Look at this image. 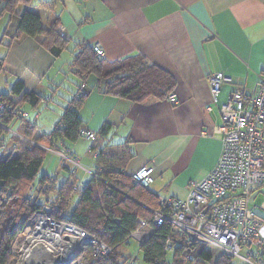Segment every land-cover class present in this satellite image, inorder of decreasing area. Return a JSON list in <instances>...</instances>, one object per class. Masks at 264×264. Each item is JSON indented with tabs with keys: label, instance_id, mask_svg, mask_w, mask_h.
I'll use <instances>...</instances> for the list:
<instances>
[{
	"label": "crops",
	"instance_id": "obj_1",
	"mask_svg": "<svg viewBox=\"0 0 264 264\" xmlns=\"http://www.w3.org/2000/svg\"><path fill=\"white\" fill-rule=\"evenodd\" d=\"M55 1L53 13H40L43 26L59 18L61 35L70 42V50L56 59L37 39L23 37L6 54L1 41L8 42L3 35L9 20L3 18L0 48L6 54L5 76L22 81L25 92L39 93L40 80L55 69L52 83L59 89L68 79L60 61L65 54L73 57L78 43L100 45L108 62L141 55L149 65L171 75L176 105L168 97L139 104L91 91L79 116L84 129L96 136L104 125L111 126L106 137L96 143L90 140L94 170L99 150L126 143L133 153L125 168L128 175L152 166L154 182L148 187L153 193L164 199H186L191 184L203 180L218 162L222 137L214 130L222 124V105L237 88L244 87L248 97L259 90L264 72V0ZM71 61L74 96L81 83L71 72ZM215 74L227 79L217 102L209 87ZM86 83L91 87L94 79ZM78 143L64 141L61 145L79 158L74 152ZM250 207L262 223L264 244V187L252 192ZM259 251L264 264V249Z\"/></svg>",
	"mask_w": 264,
	"mask_h": 264
},
{
	"label": "trees",
	"instance_id": "obj_2",
	"mask_svg": "<svg viewBox=\"0 0 264 264\" xmlns=\"http://www.w3.org/2000/svg\"><path fill=\"white\" fill-rule=\"evenodd\" d=\"M55 5V0H0V20L8 18L9 29L11 25L14 29L13 34L9 29L5 31L6 44L1 41L6 54L12 44L23 37L37 39L56 59L69 51L70 42L61 35L59 18L55 17L47 27L43 26L40 13H53ZM94 46L78 43L72 50L70 69L81 84L50 133L39 131L32 120H21L12 112L0 116V264H12V242L45 205L52 206L53 219L80 227L115 248L108 257H94L89 248L85 264H125L130 259L123 250L131 244V233L138 230L151 234L145 244H138L144 264H233L234 258L227 255L219 254L215 261L209 247H188L168 241L177 237L174 229L169 223L156 225L151 211L169 213V209L159 204L160 198L149 187L136 183L125 172L127 163L133 158L128 144L99 150L95 160L97 178L91 177L87 185L83 184L84 188L75 192L74 186L79 182L73 175L59 188L57 179L47 175L39 177L46 151L9 132L15 130L43 146L60 148L64 141L76 143L81 138L84 124L79 112L91 91L139 104L148 99L164 100L173 93V77L159 67L149 65L143 56L108 62L95 52ZM6 54L0 57V77L5 72ZM91 78L94 83L89 87L86 82ZM44 100L46 98L37 92H25V85L20 80L10 89L9 95L0 94V102L6 104L8 112L22 106L36 109ZM110 131L111 126L104 125L94 143ZM8 142L13 145L7 147L8 157L4 158L3 145ZM91 151L95 152L96 147ZM53 194L55 197H50ZM70 194L73 195L71 201Z\"/></svg>",
	"mask_w": 264,
	"mask_h": 264
},
{
	"label": "built area",
	"instance_id": "obj_3",
	"mask_svg": "<svg viewBox=\"0 0 264 264\" xmlns=\"http://www.w3.org/2000/svg\"><path fill=\"white\" fill-rule=\"evenodd\" d=\"M94 50L100 57H104L100 45H95ZM225 83L227 79L223 74L210 77L209 87L214 102H217ZM167 100L171 104L178 102L174 94L169 95ZM5 107L6 104L0 102V111ZM220 110L222 124L214 131L222 137V150L215 167L203 180L191 184L189 196L185 200H170L167 203L169 213L162 210L151 212L156 225L169 223L174 229L177 237L169 238V242L188 247L206 246L236 258L242 264H262L261 254L256 252L257 249H264L262 223L250 207V196L254 190L264 187V72L256 96L248 97L244 87L237 88ZM80 135L91 141L96 139L95 133L85 129L80 131ZM20 138L32 142L23 136ZM33 145L75 164L91 177L97 178L95 171L73 161L66 147L54 150L34 142ZM153 175L154 168L146 166L133 174L132 178L136 183L148 187L154 182ZM166 202L161 199L160 204L165 206ZM50 214L51 209L44 208L41 214L35 215L27 236L35 229L50 231L48 229L51 228L61 242L76 239L79 242L77 247L71 255H66L63 254L64 250L49 248L42 241L32 250L35 258L23 264H35L41 259L49 260L44 264H70L71 260L85 264L87 247L92 248L94 257H104L114 251L115 248L102 244L75 226L53 219ZM40 221L42 223L38 226ZM139 222L145 226L143 221ZM150 236L149 232L138 230L131 233L130 238L139 244ZM136 258L130 260L132 264Z\"/></svg>",
	"mask_w": 264,
	"mask_h": 264
},
{
	"label": "rangeland",
	"instance_id": "obj_4",
	"mask_svg": "<svg viewBox=\"0 0 264 264\" xmlns=\"http://www.w3.org/2000/svg\"><path fill=\"white\" fill-rule=\"evenodd\" d=\"M33 10L36 12H39L36 9H33ZM11 31L13 34L14 29L11 28ZM3 51H4V48H0V57L3 56V54H4ZM71 60H72L71 55L65 54L60 61V64L62 65V68H63L62 70L65 73V76L68 75V79H67V81H65L64 85L62 87H60L59 89L56 86H54L52 83L53 77H54L55 73L57 72L55 69H51L49 71L48 75L40 80V84H41L40 88L41 89L38 92L41 93V95H43L46 98V100L41 102V104L36 109H32L29 106H24V107L22 106V108L18 107L16 109H14V111L12 110V111L8 112L7 108H3L0 111V116L12 112L15 115L16 114L19 115L21 120L30 119V120L34 121L36 126H37V129L39 131L44 132V133H50L54 129V127L58 124V122L60 121L61 116L64 112V108L67 107L68 102L72 99L73 94L75 92V85L73 84V83H75V82H73L74 77L71 76V73L69 72V65H68ZM5 75L6 74H3L0 77V94L2 93L3 95H9L10 89L14 86L17 79H9ZM172 105H176V104H172ZM9 132L12 133V135L14 137L21 140V138H20L21 135L19 133H17L15 130L13 132H11V131H9ZM30 141H32V140H30ZM33 142L34 141L29 142V143L31 145H33ZM77 142H79V143L76 145L77 148L74 150V152L76 153V155L80 159L77 158L72 153H70L69 157L73 161H75L76 163L80 164V166H82V167L84 166L87 169H89L90 171L94 172L95 171L93 168L94 167L93 166L94 158H93L92 154L90 153V148H89L91 141L88 139L80 138ZM34 143H36V142H34ZM36 144L43 146L39 143H36ZM5 145L6 146L3 145V147H4L3 148V157L4 158L8 157L7 153H6L7 147H9L10 145H13V144L8 142ZM37 147H39V146H37ZM44 147H46V146H44ZM39 148H41V147H39ZM60 148H64V147H62V145H60ZM53 149L56 150V147H53ZM0 150H1V148H0ZM63 166H65L70 171L62 168ZM84 173H86L88 175L87 172L78 168L75 164H72L70 162H66L63 159L60 160L59 158L54 156V154L47 153L46 160L44 162L43 167L41 168V171L39 173V177H41L43 175H47V176H50V177L57 179V188H59L60 186H62L63 183L70 180L71 175H73L79 182L78 185L74 186V191L76 192V190L78 188H81V187L84 188L83 184L87 185L91 181L90 180L91 178L89 177V175L84 176ZM190 188H191V186H190ZM190 188H189V191H190ZM55 195L56 194H53L50 197H55ZM188 196H189V193H188ZM72 198H73V195L70 194L69 200L71 201ZM161 199L167 201L165 203L166 207L168 206L167 203L170 202V200H177V199H173V198H169V199L160 198L159 204L161 203ZM44 208H50L51 209L50 215L52 216V206L51 205H45L43 207V210H44ZM43 210H42V212H43ZM42 212H40L38 214H41ZM32 219L27 223L24 232L19 234L10 246L11 256L13 258L12 264H20V261L23 262L21 260V253L17 254L16 251H14V247L16 248L18 246V244L20 243V241L23 240L25 237H27V234L31 228ZM66 224L72 225L69 223H66ZM72 226H75V225H72ZM75 227H77V226H75ZM77 228L81 229L80 227H77ZM81 230H83V229H81ZM83 231H85V230H83ZM86 233H88V232H86ZM88 234L90 236H92L93 238L97 239L96 237H94L90 233H88ZM97 240H99V239H97ZM148 240L149 239L141 241L140 243L145 244ZM100 242L107 246L106 243H104L102 241H100ZM89 247H91V246H89ZM109 247H111V246H109ZM88 249L89 248L87 247V250ZM122 250H123V248H122ZM123 251H124V253L127 254V256L130 260L134 259L135 257L138 258L137 262L135 260V262L133 264H144L142 261V254L139 253V251H138L137 241H134L132 239L130 246H126ZM209 251L213 254L215 261H216L217 257H219V254H221L224 257V254H222L219 251H216L213 248H209ZM89 253L93 254V250H91ZM109 255L110 254H108L107 256H104V257H108ZM130 260H128L125 264H132ZM70 264H77V263H76V261L71 260ZM233 264H242V263L240 260L234 258Z\"/></svg>",
	"mask_w": 264,
	"mask_h": 264
},
{
	"label": "bare ground",
	"instance_id": "obj_5",
	"mask_svg": "<svg viewBox=\"0 0 264 264\" xmlns=\"http://www.w3.org/2000/svg\"><path fill=\"white\" fill-rule=\"evenodd\" d=\"M41 223L42 222L40 221L38 223V226H40ZM48 230L50 231H45L43 230V228L35 229L27 237L21 240L16 248L14 247V251H16L17 254L21 253V260L23 261L21 264L28 263L31 259L35 258L32 250L34 247H36L37 244H39V242L42 241H45L47 243V247L49 248H54V250H57L58 248L60 250H64L63 254L71 255L73 253L72 251L77 247V244L79 243L76 239H73L74 241L71 242H61V240L56 236V233L51 228H49ZM39 261L37 260L35 264H44L46 262H49L48 259H41Z\"/></svg>",
	"mask_w": 264,
	"mask_h": 264
}]
</instances>
